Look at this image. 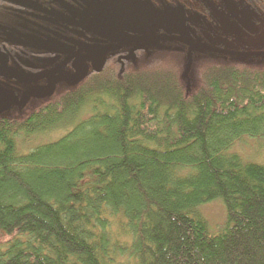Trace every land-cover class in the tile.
<instances>
[{
  "label": "trees",
  "instance_id": "16d2710c",
  "mask_svg": "<svg viewBox=\"0 0 264 264\" xmlns=\"http://www.w3.org/2000/svg\"><path fill=\"white\" fill-rule=\"evenodd\" d=\"M162 47L0 117V264H264V164L233 151L264 137V56L194 52L188 91Z\"/></svg>",
  "mask_w": 264,
  "mask_h": 264
},
{
  "label": "flooded vegetation",
  "instance_id": "af4514ba",
  "mask_svg": "<svg viewBox=\"0 0 264 264\" xmlns=\"http://www.w3.org/2000/svg\"><path fill=\"white\" fill-rule=\"evenodd\" d=\"M98 1L103 2L104 0ZM142 1L140 0V13H124L127 16V20H130L129 26H133L131 20L140 19L138 20V23L140 24V27L144 28H142L143 34L139 28V35L143 36V38L174 36L185 38L190 43L207 47L192 49L195 48L193 47V44L186 43L182 40L180 42L178 41L180 44L187 46L189 52L220 55L212 51V49H216L236 53H249L247 50L243 51L242 49H239V41L241 39L248 40L259 36L260 29L263 30L264 27V0H147L149 1V3L146 4L147 8L143 6ZM87 2L88 0H0V11L7 9L17 11L20 13V17L26 15L35 16L36 14L41 18L49 17L53 20L64 19L65 21L68 17L70 19L67 18V21L71 22V24H69L70 26L63 24L61 27V33L70 36V34L73 35L74 32L77 37H75L76 40L74 43L72 42L73 38L64 39L65 43H58L55 46L56 50L52 51L51 49H46L47 46L41 43V40L40 42L35 43V45H25L24 43L13 44L6 41L4 38H1L0 35V59L2 61L7 60L9 55L12 57L11 59L16 60L19 65L25 64V60H30L32 61L31 64L33 67L31 66L29 69L32 70L40 69V67H43L44 64L46 65L47 62L46 67H48L49 70L47 71L48 74L43 76V78L49 76V73L51 72L55 74L56 68H60V66L63 65L62 63L65 62H62V59H59L61 57L59 51H71L69 47L72 49L74 47L76 51L86 52L89 48L88 42L90 36L88 33H91L92 35L96 34L95 32H92L94 29H91L90 32L88 23L80 24L76 21H72H80L83 17H89V6L86 5ZM152 7L157 11L168 13L172 16H175L178 12L179 18L182 20L180 23L176 24V26L171 24L174 21V18H168L171 19L169 20L171 23H166L165 19L161 17L159 21L149 12ZM142 15L146 16L150 21L145 22L143 18H141ZM136 23L137 22L133 24ZM19 25L22 26L21 24ZM38 27L41 26L38 24ZM124 28L126 29L125 31H133L128 25ZM43 31L47 34L57 33L53 27L44 28ZM178 31H180L178 35L174 34ZM22 32L25 31L22 30ZM37 32L39 33V30ZM84 35L87 36L84 37ZM130 36H135V34H130ZM134 41L131 40L130 46H118L114 47V49H111V46L109 45H106L105 47H110L106 50L118 52L116 53L117 55H112V59L116 60L117 63L121 64V66L122 63H124L125 68H132L136 67V64L141 61L142 56H144L145 53L143 50L144 48L135 49L134 52L130 53V50L136 48L133 44ZM165 42L171 43L173 40L167 39ZM146 43H150L149 39L146 40ZM147 46L152 47V45ZM41 47L45 48L43 50H38V48ZM128 47L133 48H130L129 53H125L128 51ZM226 56L233 57L230 55ZM260 56H264V54L257 55V57ZM134 58H137V61H135ZM236 58L241 59L243 57ZM58 60H60L58 64L48 66L50 62L53 61L54 63H57ZM71 60L74 61L73 58ZM69 62L65 63L64 69L69 67ZM37 71L38 73L35 77H42V71ZM64 87L67 88V86ZM52 96L39 100L29 112H32L34 109L48 102L49 99L53 98Z\"/></svg>",
  "mask_w": 264,
  "mask_h": 264
},
{
  "label": "rangeland",
  "instance_id": "374dc122",
  "mask_svg": "<svg viewBox=\"0 0 264 264\" xmlns=\"http://www.w3.org/2000/svg\"><path fill=\"white\" fill-rule=\"evenodd\" d=\"M92 0H88V3L91 2ZM117 7L116 3L113 1H109L108 3L104 5H100L99 3L97 4H92L91 8L89 10V20L88 22H91L92 28L95 30H98L100 32V35L105 37V40H109L111 44L117 45V43L121 42L122 40L125 39V37L130 34H135L139 35V28L143 34L142 28L140 27V24L137 22L136 24H133V22H136V20H132V25L129 26L133 31H125V28H120V26L113 22L111 16H109L110 12L113 7ZM9 14L11 16L2 14L0 16V26H6L10 27L11 24H8L11 20L10 17L13 16V14H16L18 19L16 21L21 24L20 30H24L28 34H31L35 36L34 39H39L41 40V43L45 44L47 46L46 49H52L56 50L55 46L59 44H64L65 40L68 38H73L72 42H75V37L76 35L73 32V35L70 34V36L66 34L61 33V27L64 25L70 26L71 22H68L67 20L70 18H66V21L64 19L57 20V19H50L49 17L41 18L40 16H24L20 17V13L17 11H9ZM86 17L81 18V22L85 20ZM141 18L145 22L150 21L146 16L142 15ZM15 22V23H17ZM76 22L79 23V21L76 20ZM80 22V23H81ZM41 27H38V24ZM7 24V25H4ZM53 27L54 30L57 31V33L54 34H47L45 31H43L44 28H50ZM2 28V27H0ZM39 30V33L37 32ZM134 32V33H133ZM72 33V32H70ZM180 31L175 32L174 34L178 35ZM87 34V33H86ZM89 36H91V33H88ZM0 35L1 38H6L5 32L0 29ZM87 35H84V37ZM0 38V39H1ZM77 38V37H76ZM145 43V42H144ZM240 44H238L239 49H242L243 51H248L249 53H257V54H264V27L263 30L260 29L259 36H256L254 38H250L248 40H243L241 39L239 41ZM138 44H143V42H139ZM164 44V46L171 45L173 47H178L184 50V53L188 56L189 54V49L187 46H184L183 44H178V43H167L164 41H160L155 46L153 47H145L143 50L145 53L150 54L152 51L161 48L159 45ZM144 45V44H143ZM45 46V47H46ZM159 46V47H158ZM45 47L38 48V50H43ZM128 51L125 53H129L130 48L133 47H128ZM163 48V47H162ZM200 56V55H199ZM194 52H192V57L189 58L191 59H186V63H188V66H193L192 62H195L197 57ZM8 55V59L4 60L7 62H4L0 59V115L2 114H7L10 117H25L31 111V109L37 104L39 100L44 98L47 93L46 91L51 88L54 90L57 88L58 83L55 85H52L48 77H44L46 75V70H49L48 67L44 64L43 67H40V69H37L39 71H42V77H35V75L38 73L37 70H32L29 69V67H33L31 64L32 61L30 60H25V64L19 65L16 60L11 59ZM66 56L62 55L59 59H62L63 61L65 60ZM135 61H137V58H134ZM45 60V59H44ZM60 60L57 61V63H54L53 61L48 64V66H51L53 64H58ZM73 64V60L69 62V67L70 68ZM73 67V66H72ZM71 67V68H72ZM1 68H7L13 72V74H2L1 73ZM191 67L186 66V71H185V76L187 80V85H188V91L191 90L192 84L194 83V80L190 78L189 75ZM36 72V73H35ZM75 72V71H73ZM19 78L20 81L25 80L24 82H20L15 75ZM22 79V80H21ZM62 84V83H61ZM43 96V97H42ZM60 135V133L56 134H51L49 137L46 138H40L38 140H35L34 142L37 144L41 141H46V140H54L55 138ZM35 143H29V144H22L25 149H28L30 146H33ZM20 147L21 144H19ZM233 151H236L239 153L243 158H245L248 161L252 162H257L264 164V137L260 138H252V137H246L244 138L241 142L235 144ZM201 213L202 215L207 219L211 230L214 233L220 232L226 222V209L221 201H213L211 203L205 204L201 207ZM8 238L7 236L0 234V243L6 241Z\"/></svg>",
  "mask_w": 264,
  "mask_h": 264
},
{
  "label": "water",
  "instance_id": "95a60500",
  "mask_svg": "<svg viewBox=\"0 0 264 264\" xmlns=\"http://www.w3.org/2000/svg\"><path fill=\"white\" fill-rule=\"evenodd\" d=\"M109 1H113L116 3L117 7L115 6V8L113 7V9L110 12L109 16H111L113 22L117 23L120 28H124L127 25H129L130 20H127V16L124 14L125 12H135V13H140L141 12V6H140V0H104L102 1H98V0H92L91 2H87L86 5L89 6V10L91 8L92 4H97L99 3L100 5H104L106 3H108ZM142 1V0H141ZM149 3V1L147 0H143L142 4L145 8L146 4ZM154 18H156L157 20L160 21V17L165 19L166 23H171L169 22V20L173 19L174 21L171 23L173 26H176V24L181 22V18H179V13L177 12L175 16H172L168 13H164V12H160L157 11L154 7H152V9L149 11ZM114 14V15H113ZM8 16H11L10 14H8ZM171 18V19H168ZM16 19H18L16 14H13L12 17H10L9 20H11L8 24H11L10 27H6V26H0L6 35V38H4L6 41L13 43V44H22L24 43L25 45H35V43L40 42V40L34 39L35 36L28 34L27 32H22L20 29V25L19 23L16 21ZM87 20H89L88 18H85V20L83 22H81V20L79 21L80 24H87L88 23V28L91 32V29H93L91 26V22H88ZM138 20L140 19H136V22H138ZM73 22L76 20H72ZM132 21V20H131ZM17 22V23H15ZM128 22V23H127ZM135 23V22H133ZM7 25V24H4ZM126 30V29H125ZM95 32V35H91L89 38V42H88V50L86 52H81V51H76L75 48L73 47V49L71 47H69L71 49L70 50H63V51H59L60 55H65V62H63L62 60V64L60 66V68H56V73L54 74L53 72L49 73V76H46L49 78L50 82L52 85H55L56 83H58L57 88L54 90L49 88L46 91V95H44V99L48 98L50 96H52L55 91L63 86H67V87H75L78 84H80L84 79H86V77L93 71H101L107 61V59L112 56L115 55L118 52H114L111 50H106L109 49L110 47H105L106 45L111 46V49H114V47H118V46H124V45H129L131 43V40H135L134 41V45L136 46V48H134L133 50H130V53L134 52L135 49H140V48H145L147 47V45H152L155 46V44H157L160 41H164L169 39V40H173V42H180L181 40L189 43V44H193L188 42V40H186L185 38H181V37H165V36H155V37H145L143 38V36L140 35H135V36H129L127 35L125 37L124 40H122L121 42L117 43V45L111 44V42H109V40H105L102 35H100V32H98V30L92 31ZM135 38V39H133ZM145 39V40H144ZM149 39L150 43H146V40ZM139 42H143V44H138V46L136 45ZM145 42V43H144ZM164 45V44H162ZM162 45H159L160 47H162ZM195 45V46H194ZM158 46V47H159ZM104 47V48H103ZM192 49H197L199 47H204L207 48L206 46H201V45H196L193 44ZM203 48V49H204ZM160 49V48H158ZM52 50V49H51ZM54 51V50H52ZM213 52L218 53L220 55H230L233 57H243V58H248V57H256L258 54L257 53H236V52H228V51H222V50H216V49H212ZM74 59L73 64H72V68H66L64 69L65 63H68L69 61H71V59ZM187 67H191L188 66ZM48 70H46V75ZM75 71V72H73ZM1 73L2 74H13V72L7 68H1ZM15 75V74H14ZM18 76V75H17ZM15 75V77L19 80V78ZM22 80V79H21ZM20 81V80H19ZM23 82L25 80H22ZM20 81V82H22ZM62 83V84H61ZM43 97V96H42ZM43 99V98H42ZM1 116H8L7 114H2Z\"/></svg>",
  "mask_w": 264,
  "mask_h": 264
},
{
  "label": "bare ground",
  "instance_id": "6f19581e",
  "mask_svg": "<svg viewBox=\"0 0 264 264\" xmlns=\"http://www.w3.org/2000/svg\"><path fill=\"white\" fill-rule=\"evenodd\" d=\"M128 23V22H127Z\"/></svg>",
  "mask_w": 264,
  "mask_h": 264
}]
</instances>
